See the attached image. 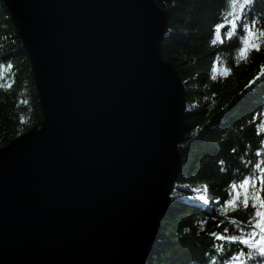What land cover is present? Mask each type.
<instances>
[{"label":"water","instance_id":"95a60500","mask_svg":"<svg viewBox=\"0 0 264 264\" xmlns=\"http://www.w3.org/2000/svg\"><path fill=\"white\" fill-rule=\"evenodd\" d=\"M43 114L0 148V264H146L182 170L186 91L156 0H2Z\"/></svg>","mask_w":264,"mask_h":264},{"label":"trees","instance_id":"16d2710c","mask_svg":"<svg viewBox=\"0 0 264 264\" xmlns=\"http://www.w3.org/2000/svg\"><path fill=\"white\" fill-rule=\"evenodd\" d=\"M156 3L168 16L162 58L174 66L185 85L187 131L179 146L182 170L171 196V210L147 264H210V256H220L213 244L221 242L209 233L231 228L221 212L228 181L237 170L246 174L245 165L251 168L249 161L264 159L256 157L257 149L264 147V51L244 57L238 52L236 38L212 43V25L225 0ZM251 15L264 16V0H256ZM0 60L14 64L13 69L2 70L6 75L0 80L1 148L43 124L31 62L2 0ZM225 67L230 72H225ZM205 185L209 200L220 197L219 204H204L196 198L193 189L203 190ZM251 211L229 209V215L246 219ZM221 220L225 224L218 230L215 225ZM249 264H264V257L256 256Z\"/></svg>","mask_w":264,"mask_h":264},{"label":"snow or ice","instance_id":"6c2138e0","mask_svg":"<svg viewBox=\"0 0 264 264\" xmlns=\"http://www.w3.org/2000/svg\"><path fill=\"white\" fill-rule=\"evenodd\" d=\"M255 4L256 0H225V7L212 25L214 36L212 43H223L225 38L228 40L236 38L238 52L244 57H249L253 51L257 53L264 51V23H261L264 21V16L251 15ZM4 68L11 70L14 64L11 61L0 60V80L6 75L2 71ZM261 70L264 72V64L261 65ZM225 72H230V69L225 67ZM253 82L250 81L249 84ZM259 134L258 132L257 135ZM261 145L264 146V141H261ZM262 156H264V147L256 151V157ZM248 163L251 168L245 165L246 174H241L237 170V174L233 175L227 183L221 212L228 217L227 224L231 228L225 226L220 231L209 233L214 241L221 242L219 245L213 244L215 252L220 256H210V264H249L256 256L264 257V159ZM184 187L190 186L185 185ZM193 192L197 194L196 198L204 204L221 202L220 197H217L215 201L209 200L207 185L203 190L196 188ZM241 207L245 210H252L246 219L229 215V209L232 212H238ZM202 223L207 224V221ZM223 224L225 221L221 220L215 227L219 230ZM234 247L235 250H233Z\"/></svg>","mask_w":264,"mask_h":264},{"label":"bare ground","instance_id":"6f19581e","mask_svg":"<svg viewBox=\"0 0 264 264\" xmlns=\"http://www.w3.org/2000/svg\"><path fill=\"white\" fill-rule=\"evenodd\" d=\"M162 229H163V224H162ZM161 234H162V232H161ZM149 263V262H148ZM147 264V263H146Z\"/></svg>","mask_w":264,"mask_h":264}]
</instances>
